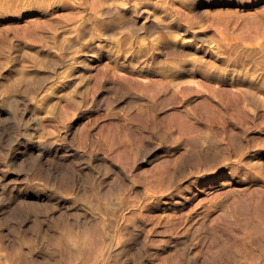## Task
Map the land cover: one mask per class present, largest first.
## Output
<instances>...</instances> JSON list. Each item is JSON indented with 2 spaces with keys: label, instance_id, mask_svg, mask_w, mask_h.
<instances>
[{
  "label": "rangeland",
  "instance_id": "374dc122",
  "mask_svg": "<svg viewBox=\"0 0 264 264\" xmlns=\"http://www.w3.org/2000/svg\"><path fill=\"white\" fill-rule=\"evenodd\" d=\"M30 1L0 0V264H264V0Z\"/></svg>",
  "mask_w": 264,
  "mask_h": 264
},
{
  "label": "bare ground",
  "instance_id": "6f19581e",
  "mask_svg": "<svg viewBox=\"0 0 264 264\" xmlns=\"http://www.w3.org/2000/svg\"><path fill=\"white\" fill-rule=\"evenodd\" d=\"M14 1H15V0H14ZM26 1H27V0H26ZM31 1H32V0H31ZM31 1H30V4H31ZM37 1H38V0H37ZM66 1H67V0H66ZM80 1H81V0H80ZM90 1H91V0H90ZM93 1H94V0H93ZM97 1H98V0H97ZM117 1H119V0H117ZM141 1H142V0H141ZM5 2H6V1H5ZM43 2H44V1H43ZM59 2H60V1H59ZM75 2H76V1H75ZM108 2H109V1H108ZM152 2H153V1H152ZM154 2H155V1H154ZM154 2H153V3H154ZM38 3H39V2H38ZM46 3H47V2H46ZM46 3H45V4H46ZM87 3H88V2H87ZM99 3H100V1H99ZM120 3H121V2H120ZM149 3H150V2H149ZM155 3H156V2H155ZM160 3H161V2H160ZM192 3H193V2H192ZM3 4H4V2H3ZM75 4H76V3H75ZM85 4H86V3H85ZM88 4H89V3H88ZM161 4H162V3H161ZM180 4H181V3H180ZM21 5H22V4H21ZM24 5H25V4H24ZM28 5H29V4H28ZM35 5H36V4H35ZM82 5H83V4H82ZM96 5H97V4H96ZM98 5H99V4H98ZM106 5H107V4H106ZM146 5H147V4H146ZM19 6H20V5H19ZM100 6H101V5H100ZM184 6H185V5H184ZM194 6H195V5H194ZM17 7H18V6H17ZM174 7H175V6H174ZM176 7H177V6H176ZM182 7H183V6H182ZM1 8H2V7H1ZM93 8H94V7H93ZM105 8H106V7H105ZM163 8H164V7H163ZM151 9H152V8H151ZM156 9H157V8H156ZM164 9H165V8H164ZM176 9H177V8H176ZM178 9H179V8H178ZM227 9H228V8H227ZM91 10H92V9H91ZM219 10H220V9H219ZM219 10H218V11H219ZM222 10L224 11V9H222ZM140 11H141V10H140ZM173 11H174V10H173ZM225 11H226V10H225ZM225 11H224V12H225ZM6 12H7V11H6ZM8 12H9V11H8ZM8 12H7V13H8ZM76 12H77V11H76ZM81 12H82V11H81ZM179 12H180V11H179ZM202 12H203V11H202ZM220 12H221V10H220ZM232 12H233V11H232ZM108 13H110V12H108ZM181 13H182V12H181ZM184 13H185V12H184ZM203 13H204V12H203ZM203 13H202V14H203ZM77 14H78V13H77ZM103 14H104V13H103ZM153 14H154V13H153ZM188 14H189V13H188ZM192 14H193V13H192ZM197 14H199V13H197ZM207 14H208V13H207ZM157 15H158V14H157ZM185 15H186V14H185ZM77 16H78V15H77ZM88 16H89V15H88ZM147 16H148V15H147ZM170 16H172V15H170ZM182 16H183V15H182ZM190 16H191V15H190ZM192 16H193V15H192ZM198 16H199V15H198ZM205 16H206V15H205ZM157 17H158V16H157ZM175 17H176V16H175ZM185 17H188V16H185ZM76 18H77V17H76ZM88 18H89V17H88ZM90 18H91V16H90ZM93 18H94V17H93ZM115 18H116V17H115ZM145 18H146V17H145ZM158 18H159V17H158ZM181 18H182V17H181ZM192 18H193V17H192ZM205 18H206V17H205ZM125 19H126V18H125ZM159 19H160V18H159ZM106 20H107V19H106ZM116 20H117V19H116ZM165 20H166V19H165ZM183 20H184V19H183ZM190 20H191V19H190ZM200 20H201V19H200ZM130 21H132V20H130ZM142 21H143V19H142ZM192 21H193V19H192ZM106 23H107V22H106ZM119 23H120V22H119ZM125 23H126V22H125ZM127 23H128V22H127ZM131 23H134V22H131ZM162 23H163V22H162ZM194 23H196V22H194ZM100 24H101V23H100ZM134 24H135V23H134ZM190 24H191V23H190ZM94 25H95V24H94ZM131 25H132V24H131ZM150 25H151V24H150ZM160 25H161V24H160ZM102 26H103V25H102ZM137 26H139V25H137ZM156 26H157V25H156ZM78 27H79V26H78ZM122 27H123V26H122ZM82 28H84V27H82ZM87 28H88V27H87ZM106 28H107V27H106ZM106 28H105V29H106ZM119 28H121V27H118L117 29H119ZM135 28H136V27H135ZM135 28H134V29H135ZM139 28H140V27H139ZM141 28H142V27H141ZM146 28H147V27H146ZM148 28H149V27H148ZM165 28H166V27H165ZM167 28H168V27H167ZM176 28H178V27H176ZM85 29H86V28H85ZM88 29H89V28H88ZM95 29H96V28H95ZM100 29H101V28H100ZM105 29H104V30H105ZM124 29H125V28H124ZM156 29H157V28H156ZM82 30H83V29H82ZM89 30H90V29H89ZM101 30H102V29H101ZM138 30H139V29H138ZM183 30H184V29H183ZM132 31H133V30H132ZM158 31H159V29H158ZM166 31H167V30H166ZM174 31H175V30H174ZM111 32H112V31H111ZM116 32H117V30H116ZM116 32H115V33H116ZM135 32H136V31H135ZM153 32H154V30H153ZM162 32H163V31H162ZM164 32H165V31H164ZM172 32H173V31H172ZM172 32H171V33H172ZM81 33H82V32H81ZM91 33H92V32H91ZM119 33H120V31H119ZM119 33H118V34H119ZM165 33H166V32H165ZM173 33H174V32H173ZM173 33H172V34H173ZM180 33H181V32H180ZM189 33H190V32H189ZM192 33H193V32H192ZM95 34H96V33H95ZM98 34H99V33H98ZM109 34H110V33H109ZM118 34H117V35H118ZM139 34H140V33H139ZM160 34H161V33H160ZM89 35H90V34H89ZM111 35H112V34H111ZM121 35H122V34H121ZM142 35H143V34H142ZM192 35H193V34H192ZM196 35H197V34H196ZM112 36H113V35H112ZM129 36H130V35H129ZM156 36H157V35H156ZM199 37H200V35H199ZM88 230H89V229H88ZM67 233L69 234V232H67ZM69 235H70V234H69ZM73 235H74V234H73ZM92 235H93V234H92ZM74 236H75V235H74ZM74 236H73V237H74ZM80 237H81V236H80ZM83 237H84V236H83ZM67 238H69V237H67ZM70 238H71V237H70ZM88 238H90V237H88ZM73 239H74V238H73ZM83 241H84V239H83ZM16 252H17V251H16Z\"/></svg>",
  "mask_w": 264,
  "mask_h": 264
}]
</instances>
